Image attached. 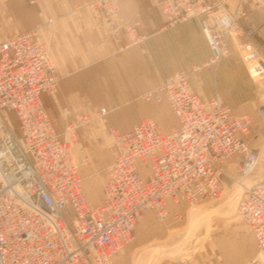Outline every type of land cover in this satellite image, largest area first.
Instances as JSON below:
<instances>
[{"label":"built area","instance_id":"1","mask_svg":"<svg viewBox=\"0 0 264 264\" xmlns=\"http://www.w3.org/2000/svg\"><path fill=\"white\" fill-rule=\"evenodd\" d=\"M122 1L84 4L117 42L124 30L128 41L120 49L143 39L136 24L122 22ZM153 1L166 27L198 19L211 50L202 67L218 63L240 40L255 74H264V57L253 46L256 30L243 23L249 0H240L235 12L225 0ZM59 81L56 63L36 30L0 42V264H115L145 212L165 218L173 203L219 198L226 166L234 164L243 178L260 163V153L247 139L251 118L235 114L219 96L203 101L188 72L180 71L146 94L157 101L166 97L177 125L165 132L145 118L129 131L113 129L117 155L107 168L101 203L94 206L70 147L78 126L107 114V108L95 109L94 116L78 114L60 133L41 97ZM238 211L252 227L264 262V180L244 190Z\"/></svg>","mask_w":264,"mask_h":264},{"label":"rangeland","instance_id":"2","mask_svg":"<svg viewBox=\"0 0 264 264\" xmlns=\"http://www.w3.org/2000/svg\"><path fill=\"white\" fill-rule=\"evenodd\" d=\"M225 1L228 6V0ZM251 1L258 4L256 0ZM262 2L264 3V0H259V3ZM85 3L77 4V11L74 14L86 13L82 11V8L86 7L84 6ZM80 5L83 6L78 9ZM87 12L92 14L90 10ZM48 13L47 11L40 12L29 9L0 10V41L7 38V36H2L11 30L20 29L24 26L29 25V30H36L51 55L65 57L66 65L69 67L64 76L73 78L70 91L71 98L81 97L88 93L86 91L87 81L95 78L93 90L90 91L93 99L86 103L87 109L74 111L70 105H65L61 110V122L56 121L55 123L58 131L64 134L67 122L74 120L78 114L86 113L94 116L95 109L107 108V114L100 117L94 116L89 122L78 126L75 141L70 147V154L77 164L87 200L90 204L97 206L101 203L103 185L108 177L107 168L117 154L112 130L117 129L122 132L125 130L124 123L118 121L117 114L122 109H126L127 113L131 114V107H128L129 103L137 104L141 109L149 107L153 114L147 115L148 118L146 119L157 121L164 130L168 127L164 125L162 118H164L165 123L168 122L166 115L169 117L171 112L166 104L168 101L164 97L161 101L146 97L148 92L156 88L142 92L139 96L132 98L119 97V92L106 89L110 85L104 83V75L95 74L97 70L94 71L93 69L99 67L103 61L108 59L107 56H110L111 52L108 50L107 41L110 34L104 32L100 26H89L88 23L78 17L74 22V28L76 29L75 33L80 36V40L72 43L54 42V30L52 29V32L47 31L48 24L53 26L54 18L52 16L42 18L44 14ZM204 38L210 48L205 35ZM247 53L249 50L242 47L241 41L237 40L231 44L230 52L221 57L218 63L211 67L203 66V69L214 70L223 61L229 60L233 69L242 72L243 79L239 78L241 76H237L235 89L233 88L228 93L216 92L214 96H219L221 99L230 102L235 107L236 112L246 113L251 118V128L247 139L250 146L260 153V163L251 174L243 178L239 175L234 164L226 166L225 172L227 174L223 176V189L219 198L204 199L193 203L188 201H182L179 204L173 203L165 218H158L153 211L145 212L134 226L132 241L118 253L117 264H159L161 260L166 258L187 260L196 255H206L215 264H242L240 263V255L243 254L246 246L251 251L254 260L262 262L259 250L254 246L253 238L250 236V227L238 211V201L244 190L256 182L264 180V74H255L252 68L253 61H248L249 58L247 60ZM69 63H72L73 67ZM88 71H92V74L88 75ZM62 77L63 74H60V81ZM60 81L55 89L60 86ZM67 109L71 111L70 114L66 113ZM157 113H161L163 117L157 118ZM14 117L13 121L17 129V122ZM137 123L135 122L132 128ZM88 127L91 129L86 134H82V130ZM85 156L88 157L86 163L84 161ZM140 169L142 173L146 170L144 166Z\"/></svg>","mask_w":264,"mask_h":264},{"label":"crops","instance_id":"3","mask_svg":"<svg viewBox=\"0 0 264 264\" xmlns=\"http://www.w3.org/2000/svg\"><path fill=\"white\" fill-rule=\"evenodd\" d=\"M31 1L32 0H0V10L29 9L32 11L49 12L48 14H44L42 18L45 19L47 16H49V18L51 16L54 18L53 26L48 24L47 31L52 32V29L54 30L53 41L58 43H72L80 40V36L75 33L76 29L74 28V22L78 17L88 23L89 26H100L103 28L104 32L110 34L107 41L108 50H110L109 52L112 54L110 53V56H107L108 59L103 61L99 67L92 69L94 71L97 70L95 74L104 75V83L110 85L109 87L107 86L106 89L119 92V97L132 98L139 96L142 92L159 87L169 76L180 71L188 72L194 91L203 101H209L216 95V92L228 93V91H232L233 88L235 89V87H237V76H241L239 78L243 79L242 72L238 69H233V65L229 60L223 61L214 70H205L203 69L204 67H202L198 71H193L194 66L203 65L211 54V50L204 38L198 19L193 17L175 26L166 27V18L160 7L157 6L153 0L122 1V22L136 24L137 33L143 36V39L139 43L124 49H120V46L128 41L124 30L119 31V41L117 42L114 36L109 32L104 20L88 13V8H82V11L86 13L74 14V12L77 11V4L90 0H35L34 3H31ZM238 4L239 0H228V9L231 12H235ZM246 10L247 16L243 18V23L245 25H252L255 28L256 32L253 37V44L261 51L264 57V3L256 4L250 0L246 5ZM28 27L29 25L20 29L11 30L5 36H2H7V38L0 42L29 30ZM39 40L44 42L41 40V37ZM51 56L57 65L59 75L63 74V77L57 89L43 92L41 97L53 124L57 128L55 122H61V110L65 105H70L74 111L87 109L86 103L93 99L90 91L93 90V80L95 78H91L87 81L88 85L86 91L88 93L81 97L71 98L70 91L72 89L71 83L73 82V78L64 76L69 67L66 65V59L62 55L58 56L52 54ZM69 65L73 67L72 63H69ZM92 71H88L87 74L91 75ZM109 76L111 77L110 80ZM164 99L166 100V97H164ZM224 102L230 104L234 108L235 114H246L236 112L235 107L230 102L225 100ZM166 104L171 112L169 113V117L163 113L166 115L168 122L165 123L161 113H159L160 115L158 113L156 114L157 118H162L164 125L168 127L167 129H162L165 132L169 131L174 125H177V118L172 112L169 104ZM128 107H131V114L127 113L126 109H122L121 112L117 114L118 121L124 123L123 127L125 130L123 131L131 130L135 122H139L143 118H148L146 117L147 115L153 114V111L149 107L141 109L137 104L130 103ZM13 114V112H9L8 116L15 126L13 121L15 115L13 116ZM14 120L17 122L15 117ZM89 129H91V127L83 129L82 134H86ZM145 173L146 170L143 171V174ZM248 226L250 227V236L253 238L254 246L257 249L258 247L253 229L250 225ZM117 258L118 255L115 256V264H117ZM255 259H257V257H255ZM240 263L264 264V262H256V260H254L247 246L243 254L240 255ZM159 264H215V262H211L206 255H196L187 260L181 258H166L161 260Z\"/></svg>","mask_w":264,"mask_h":264},{"label":"bare ground","instance_id":"4","mask_svg":"<svg viewBox=\"0 0 264 264\" xmlns=\"http://www.w3.org/2000/svg\"><path fill=\"white\" fill-rule=\"evenodd\" d=\"M107 112H108V110H107ZM87 122H89V121H87Z\"/></svg>","mask_w":264,"mask_h":264}]
</instances>
